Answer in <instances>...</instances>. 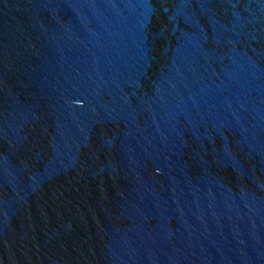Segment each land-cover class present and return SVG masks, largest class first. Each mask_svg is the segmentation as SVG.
I'll return each instance as SVG.
<instances>
[{
    "label": "water",
    "instance_id": "95a60500",
    "mask_svg": "<svg viewBox=\"0 0 264 264\" xmlns=\"http://www.w3.org/2000/svg\"><path fill=\"white\" fill-rule=\"evenodd\" d=\"M0 264H264V0H0Z\"/></svg>",
    "mask_w": 264,
    "mask_h": 264
}]
</instances>
